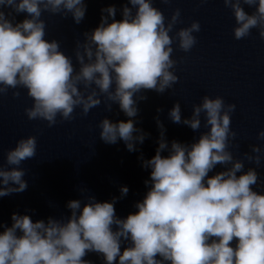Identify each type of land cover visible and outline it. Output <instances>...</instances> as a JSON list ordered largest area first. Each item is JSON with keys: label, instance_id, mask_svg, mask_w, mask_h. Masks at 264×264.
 Returning a JSON list of instances; mask_svg holds the SVG:
<instances>
[{"label": "clouds", "instance_id": "1", "mask_svg": "<svg viewBox=\"0 0 264 264\" xmlns=\"http://www.w3.org/2000/svg\"><path fill=\"white\" fill-rule=\"evenodd\" d=\"M223 4L233 14L235 40L250 37L254 29L264 39V0ZM86 11L85 0H0V96L11 89L19 98V89L26 90L32 100L24 109L28 120L46 121L49 128L75 119L77 109L87 116L102 102L107 112L118 105L129 119L113 122L105 116L98 124L99 139L108 145L123 141L129 152H137L150 135L136 126L138 102L148 99V91L164 94L178 83L173 53L195 47L200 22L176 30L183 23L181 9L169 18L154 0H126L117 20L113 4L101 9L99 25L75 42L74 64L60 41L45 38L42 16L70 15L79 25ZM20 14L25 18L17 21ZM235 111L236 104L223 97L204 95L183 117L176 101L169 120L193 132L202 126L207 131L192 143L169 142L163 122L155 117L158 147L152 158L138 157L141 167L151 171L136 212L117 215L115 204L129 192L121 186L120 196L111 201L93 195L69 200L67 216L33 221L30 215L13 213L10 226L0 222V264H92L85 259L89 253L101 256L104 264H264V193L254 190L264 183L256 170L264 149L252 144L242 159L234 157L230 149L240 147L233 144ZM257 140L264 141V130ZM36 154L37 137L31 135L6 152L0 197L27 190L21 164ZM245 162L255 167L245 170ZM218 165L224 170L210 176Z\"/></svg>", "mask_w": 264, "mask_h": 264}]
</instances>
